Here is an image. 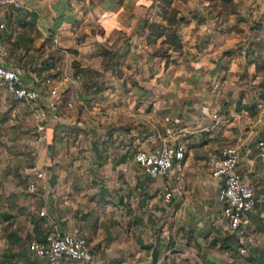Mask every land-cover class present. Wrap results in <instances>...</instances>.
Instances as JSON below:
<instances>
[{"label":"crops","instance_id":"obj_1","mask_svg":"<svg viewBox=\"0 0 264 264\" xmlns=\"http://www.w3.org/2000/svg\"><path fill=\"white\" fill-rule=\"evenodd\" d=\"M25 1L19 0L16 10L0 6V65L40 91L36 108L54 112L42 141L31 120L33 108L13 101L0 87V264H46L27 245L54 229H77L94 264H238L216 202L218 183L201 169L202 148L191 151L184 142L264 140V111L246 133L238 122L246 119L245 100L264 97V0H232L227 10L207 0ZM66 3L67 20L55 25ZM156 27L176 35L177 52L164 43V35H156ZM215 82L218 89L211 94ZM159 140L184 147L185 186L196 181L198 193L212 191L203 207H214L219 215L212 225L206 216L201 224L199 218L171 214L166 240L175 241L178 251L163 235L142 234L147 228L142 217L123 232L119 222L125 217L110 213L124 209L120 202L132 190L152 195L149 204L155 201L156 191L145 186V178L132 175L129 154L134 144L150 150ZM23 141H32V158L16 168L24 156L31 157L23 153ZM17 147L23 154L15 155ZM32 165L47 181L29 195L25 185ZM238 171L254 188L251 161L248 175ZM182 198L176 196L172 204H182ZM263 204L248 215L250 256L240 264L264 263ZM189 230L194 234H186ZM146 242L152 243L149 251L143 249Z\"/></svg>","mask_w":264,"mask_h":264},{"label":"built area","instance_id":"obj_2","mask_svg":"<svg viewBox=\"0 0 264 264\" xmlns=\"http://www.w3.org/2000/svg\"><path fill=\"white\" fill-rule=\"evenodd\" d=\"M0 6L5 9L16 10L20 8L18 0H0ZM2 26L0 25V29ZM3 48L0 44V57ZM49 81L45 82L48 87ZM0 87L15 102L23 103L32 109L31 120L34 123L35 132L40 140H45L44 127L53 116L52 109L36 108L41 93L39 90L25 85L21 75L13 70L0 65ZM218 89V83H213L210 93ZM49 95L56 98L55 90H48ZM71 108L70 104H66ZM213 118H215L213 116ZM150 150H138L133 156V163L138 172L147 180L155 181L164 179L163 198L171 201L174 195L179 196L185 190L184 172V147L176 142L159 140L154 142ZM258 147L264 148V143L259 142ZM240 155L235 147L223 146L215 152L209 153L207 167L210 176L217 181L216 202L220 207L222 218L225 220V231L233 235L242 244L248 226V215L254 208L262 203L260 196L255 197L250 187L241 177L238 171ZM47 181L43 170L32 165L28 171V179L25 192L34 194L39 183ZM135 181L133 187H136ZM141 190V189H137ZM39 216H44L39 213ZM27 251L46 264H62L65 261L82 264H94L90 249L85 238L79 235L77 229L68 233L52 230L47 233L41 242L31 241L27 245ZM239 254H244V248L238 249Z\"/></svg>","mask_w":264,"mask_h":264},{"label":"rangeland","instance_id":"obj_3","mask_svg":"<svg viewBox=\"0 0 264 264\" xmlns=\"http://www.w3.org/2000/svg\"><path fill=\"white\" fill-rule=\"evenodd\" d=\"M36 57H37V55H36ZM240 106H241L240 104L238 106H236V109L240 110ZM242 107L244 108V110L247 111L246 116H245L246 119L240 118V119H238V122L240 123V125H241L240 127L242 129V130H240V132L246 133L249 130V126L256 120L259 111H264V97H262V98L258 97L255 100L254 99H251V100L247 99V100H245V104H243ZM33 136H34L33 134H30V135H28L27 139L29 140L30 137H33ZM243 136H244V134H243ZM64 137L66 140L69 139V137L66 136V134H64ZM29 142H32V141H23L24 148H25V151H23V153H25L27 156H31V154H32L31 153L32 148L28 147ZM259 142L264 143V140L263 141H256V140L255 141H185L184 145L187 149H190L191 151L202 148L201 149V159H202L201 169L202 170H208L206 163L208 160L209 153H211L212 151L215 152L216 150L220 149L223 146L235 147L238 150L241 159L243 160L241 162L240 168H238V170L241 169L242 172L244 173V175H248V174H245L246 163H247V161H251V164H252L251 177L253 179L251 184H253L254 182H257V184L252 189L257 195H259L261 197L262 203H264V177L263 178L258 177L261 175L264 176V148L261 149L260 147H258ZM128 145H129V143H128ZM247 148L249 149L248 151H247ZM28 149H30V151ZM137 149H138V146L137 145L135 146V144H134V146L132 147L130 154H129L131 158H133L136 151H138ZM245 151H246V153H245ZM14 153H15V155L23 154L22 151H20V149L18 147H17V150L14 151ZM34 156L36 157V154H34ZM30 158H32V156L31 157L24 156V160L20 163L19 162L15 163L14 166L16 168L20 167V165H21V167L27 166L28 163H30V161H29ZM66 166H67V163L60 165V167H63V168H66ZM75 167L79 168V165L75 166ZM129 169L132 171L131 172L132 175L136 176L137 179L143 178L140 176V173L138 172L137 169H135L131 166ZM49 170H50V167L47 168V172H49ZM254 175H256L255 180L253 178ZM249 179H250V177H249ZM194 182H196V181H194ZM194 182H192V183L187 182V186H185V190H184L183 194L179 195L180 197H183L182 198V204L181 203L172 204V201H173L172 199H171L172 201L165 202V200L163 198L164 188L166 187V181L164 179H162V180L158 179L155 181H146L145 180L144 181L145 186L149 189L151 188V189H154L156 191V194L153 195L154 198L156 197V199L153 203L149 204L150 203L149 200H151L152 195H150L148 197L147 196L148 193H146V192H141V190H138L137 192H141V193L137 194L135 192V190L134 191L132 190L130 194L125 195L126 196L125 200H123V202L122 201L120 202L121 206H123L124 209L121 211H119L117 209H111L110 213L116 217L118 216L117 218H119V219L125 217L124 221L120 220V222H119V224L121 225V228L123 229V232L124 231L126 232L130 228H134L135 223H137L138 221H141V217H142L143 221L147 225V228H144V230H146V231L144 233L141 232L142 234H146V236H149L148 238H152V237L156 236V234L163 235L164 237H162V240L164 241V243H169V240H166V237L168 236L167 230H169V228L166 226V220L171 216V214H174V216L177 218L182 217V215L187 216V217H192L194 219L199 218L200 222L206 216L207 217L206 223H208V219L211 218L212 219V225H213V222L215 220H217V218L219 216L218 213L215 212L214 207H210L209 211H207L203 207L204 204H206L207 201H209L213 197L212 191H210V192L208 191V193H206V194L198 193L195 189ZM49 183L50 184H48L47 186L53 188L51 186V182H49ZM256 186H262V187H261V189L256 190ZM157 196H158V198H157ZM176 196L177 195L175 194L174 198ZM162 200H164V201H162ZM166 203H169L171 205L170 206L168 204L166 205ZM263 206H264V204H263ZM79 213H81V212H79ZM128 222H129V225H128ZM201 224H203V222H201ZM256 224H257V222H256ZM210 225L211 224H208V226L203 225V229L210 228ZM178 229H179V226H177L174 229L173 233L176 234ZM203 232H205V231L203 230ZM186 234L192 235V234H194V232L192 230H189L186 232ZM225 237H227L226 234H224V236H222L220 239H224ZM174 243H175V241H172L169 244H170V246L172 244L173 248L172 247L171 248L173 250L178 251V248H177L178 246H175ZM237 243L239 244V246L241 248L243 247L244 251H245L244 254H239V252H238V258H239L238 264H240L241 262L245 263L248 261L249 256H250V249L248 248V245H247L248 242H246V237H244V239H242V244H240V242L238 240H237ZM163 245H165V244H163ZM146 246H148V247L152 246V243L146 242ZM65 262L77 263V262H70V261H65ZM77 264H82V263H77Z\"/></svg>","mask_w":264,"mask_h":264},{"label":"trees","instance_id":"obj_4","mask_svg":"<svg viewBox=\"0 0 264 264\" xmlns=\"http://www.w3.org/2000/svg\"><path fill=\"white\" fill-rule=\"evenodd\" d=\"M23 1H24V3H27V1H25V0H23ZM207 1L211 4V6L213 8H222L223 10L230 9L231 2H232V0H207ZM67 6H68L67 3L62 4L60 6L58 13H57V17L55 18V23H56L55 25H59L62 21L67 20V18H66V7ZM156 30H157V33H156L157 36H162V35L165 36L164 43L169 45L173 51L177 52L180 49L179 41H178L175 34L170 33V32L167 33V32H165V30L163 28H159V27H156ZM158 53L163 55L165 52H163V50L160 49ZM253 193H254L255 197L259 196L254 191H253ZM227 238L230 241L232 240L234 242L233 247H234V249L236 248V250H238L240 246L237 243V239L233 235H230V234L228 235ZM143 249L149 251L148 246L143 247ZM261 264H264V263H261Z\"/></svg>","mask_w":264,"mask_h":264}]
</instances>
